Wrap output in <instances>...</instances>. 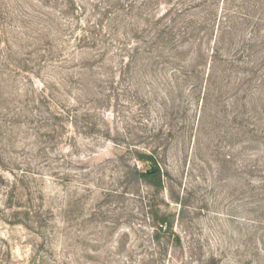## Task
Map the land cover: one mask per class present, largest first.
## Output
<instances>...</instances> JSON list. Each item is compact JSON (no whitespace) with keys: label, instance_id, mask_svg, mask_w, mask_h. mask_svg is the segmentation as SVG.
Instances as JSON below:
<instances>
[{"label":"rangeland","instance_id":"obj_1","mask_svg":"<svg viewBox=\"0 0 264 264\" xmlns=\"http://www.w3.org/2000/svg\"><path fill=\"white\" fill-rule=\"evenodd\" d=\"M0 264H264V0H0Z\"/></svg>","mask_w":264,"mask_h":264},{"label":"trees","instance_id":"obj_2","mask_svg":"<svg viewBox=\"0 0 264 264\" xmlns=\"http://www.w3.org/2000/svg\"><path fill=\"white\" fill-rule=\"evenodd\" d=\"M212 64H214V61H211ZM144 159V163L149 165V169L146 172H143L140 174L141 178L146 180L148 184L154 187H161L162 181H161V175H160V169L157 167V164L155 160L150 156H144L142 157Z\"/></svg>","mask_w":264,"mask_h":264}]
</instances>
